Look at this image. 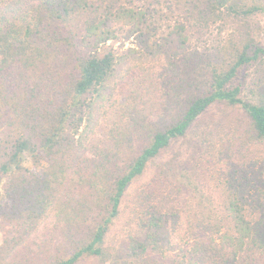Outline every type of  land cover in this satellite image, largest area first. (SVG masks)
<instances>
[{
    "label": "trees",
    "instance_id": "trees-1",
    "mask_svg": "<svg viewBox=\"0 0 264 264\" xmlns=\"http://www.w3.org/2000/svg\"><path fill=\"white\" fill-rule=\"evenodd\" d=\"M127 1L0 0V104L14 114L8 127L19 128L12 141L0 142V207L7 199V219L22 223L43 214L83 152L88 139L80 130L84 120L106 108L119 82L133 79L137 95L147 85L148 78L126 77L129 65L118 71L121 58L107 45L116 38L114 23L144 22L135 0ZM184 5L190 17L204 22L264 12L255 1L185 0ZM185 28L174 31L181 46L188 39ZM198 55L183 58L174 94L166 93L179 105L171 123L151 132L126 168L100 161L84 178L95 190L94 205L104 213L91 228L85 221L73 227L80 240L71 254L53 264H77L85 256H95L97 264H254L257 253L264 264V164L259 160L251 175L243 168L228 177L219 213L209 207L190 171L183 173L171 159L164 162L134 197L121 238L107 242L129 186L175 141L193 134L208 152L233 150L219 121H209L214 105L241 108L249 119L247 133L264 140V100L243 98L236 84L245 67L264 64V45L253 39L232 44L225 59L205 67ZM172 58L174 69L180 57ZM26 156L47 164L46 170L25 169ZM177 230L183 241L179 254L166 261L170 236Z\"/></svg>",
    "mask_w": 264,
    "mask_h": 264
},
{
    "label": "rangeland",
    "instance_id": "rangeland-1",
    "mask_svg": "<svg viewBox=\"0 0 264 264\" xmlns=\"http://www.w3.org/2000/svg\"><path fill=\"white\" fill-rule=\"evenodd\" d=\"M238 1L248 4L255 1L264 5V0ZM184 2L135 0V6H139L145 14L143 24L114 23L116 38L107 45H111L121 58V63L117 64L118 71H125L129 65L132 69L126 77L134 74L135 78H148V83L137 95L133 79L119 82L111 100L105 104L106 108L84 120L80 130L85 129L84 137L88 135V139L83 152L74 160L69 178L40 217L31 215L22 223L11 221L7 219V209H4L7 208V199L2 200L0 264H53L73 252V247L80 240L73 227L85 221L91 228L99 221L100 214L104 213L94 205L95 190L91 182H84V178L90 176L95 164L100 161L114 163L119 169L126 168L146 144L151 132L171 123L179 105L172 104L177 98H169L166 93L174 94L175 78L179 70L183 69L181 64L184 57L199 53L198 59L205 67L225 59L232 44L253 39L264 45V12L231 15L215 22H204L190 17L185 11ZM176 26L186 27L188 39L184 46H181L179 36L174 33ZM174 54L180 58L173 69ZM236 84L241 85L243 98L264 100V64L245 67ZM1 105L0 142L4 146L17 136L19 128L12 125L8 127L14 114L5 103L3 105L1 102ZM207 116L209 121L215 119L223 126L222 131L229 136L223 139L230 146L235 145L233 150L216 147L214 151L208 152L193 134L175 141L150 162L145 173L129 186L123 198L121 213L107 234L108 243L117 242L128 228L134 197L150 182L164 162L171 159L175 166L184 170L183 173L185 170L186 173L190 171V176L200 185L204 197L210 200L209 207L218 213L223 209L222 195L226 190L223 185L228 182V177L234 171L241 174L243 168H247L251 175L258 160L264 164V140L254 139L247 133L249 119L241 108L218 104L211 107ZM95 118L97 121L91 123ZM23 166L33 173H40L46 170L47 164L26 156ZM188 194L187 190L180 195V199L186 201ZM185 222L182 220L179 228L182 229ZM172 233L166 261L178 256L183 242L181 231ZM261 258L262 255L257 253L254 264H259ZM77 264H97V258L85 256Z\"/></svg>",
    "mask_w": 264,
    "mask_h": 264
}]
</instances>
